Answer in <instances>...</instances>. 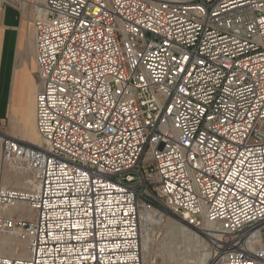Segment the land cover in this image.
Segmentation results:
<instances>
[{
	"label": "built area",
	"instance_id": "built-area-1",
	"mask_svg": "<svg viewBox=\"0 0 264 264\" xmlns=\"http://www.w3.org/2000/svg\"><path fill=\"white\" fill-rule=\"evenodd\" d=\"M34 7L30 190L0 187V264H142L140 211L264 264V0H19ZM26 203L28 219L3 214Z\"/></svg>",
	"mask_w": 264,
	"mask_h": 264
},
{
	"label": "rangeland",
	"instance_id": "rangeland-1",
	"mask_svg": "<svg viewBox=\"0 0 264 264\" xmlns=\"http://www.w3.org/2000/svg\"><path fill=\"white\" fill-rule=\"evenodd\" d=\"M170 1L192 2V0ZM34 16V7L28 3L19 0H0V142L3 137L27 142V137L35 133L31 125L33 111L28 113L31 109L28 107L29 98L30 106L32 103V110H34L33 95L38 85L33 51ZM0 166H2L0 167V187L14 188L10 184L12 179L6 177V174L31 180L29 171L25 170L23 165L5 162L1 155ZM3 214L23 219L33 216L27 204L20 202L12 208H5ZM163 215L171 219L166 214ZM171 220L177 222L174 219ZM143 224L148 242L147 249L142 251L144 264H201L200 254L204 252L203 250L212 253L205 238L199 236L196 240L183 239L171 228V223L166 219L158 222H143ZM2 237L9 236L0 234V238ZM12 237L16 240L12 244L13 256L22 258L20 242L24 241L20 237Z\"/></svg>",
	"mask_w": 264,
	"mask_h": 264
},
{
	"label": "bare ground",
	"instance_id": "bare-ground-1",
	"mask_svg": "<svg viewBox=\"0 0 264 264\" xmlns=\"http://www.w3.org/2000/svg\"><path fill=\"white\" fill-rule=\"evenodd\" d=\"M153 1H160V0H153ZM31 90H32V88H31ZM31 93H32V91H31ZM34 95H33V97H34ZM30 100L31 99L29 98L28 107L31 108V109L28 111V113L30 111H33L32 112V116L30 114L29 115L31 116V122H32L31 125L35 129V126H34V110H32V108H33L32 107V103H31V106H30ZM27 138H28L27 142L30 143V144H33V145H36V146H41L42 145V142H41L36 130H35L34 134L30 135ZM0 167H2V166H0ZM6 177L12 179L10 184L14 188H20V189L24 188V189L30 190L33 187L32 180H30V179L29 180H25V178L23 179L21 177H13V176L11 177L8 174H6ZM29 211H30V209H29ZM139 215H140V246H141V253H142V251H145L147 249V243H148L147 239L145 237V234H144V230H143V225H144L143 222H148V223L150 221L151 222L152 221L158 222V221H160L162 219H166L168 222L171 223V228L174 229L181 238L188 239V240H196V239H198L199 236L204 238V236L202 235L203 234L202 232H200V231L197 232L196 230L188 228L183 223L173 222L171 219L165 217L163 214L158 213L156 211L141 209ZM8 236H9L8 238H3V237L0 238V254L7 255V256H13L14 249L12 248V244H14L16 240L14 239V237H12L10 235H8ZM20 243L22 244V249H21V251L23 253L22 257H26V254H25L26 249H24V248H26L25 242H20ZM203 251L204 252L202 254H200V262H201V264H215V261L213 260V257H212V253L205 252L206 250H203ZM142 264H144L143 257H142Z\"/></svg>",
	"mask_w": 264,
	"mask_h": 264
},
{
	"label": "crops",
	"instance_id": "crops-1",
	"mask_svg": "<svg viewBox=\"0 0 264 264\" xmlns=\"http://www.w3.org/2000/svg\"><path fill=\"white\" fill-rule=\"evenodd\" d=\"M35 91H36V88H35ZM15 189H17V188H15Z\"/></svg>",
	"mask_w": 264,
	"mask_h": 264
}]
</instances>
